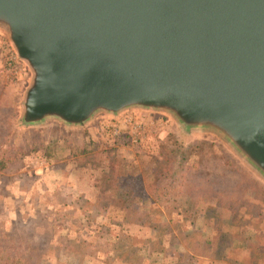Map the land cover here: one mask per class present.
<instances>
[{"label":"water","instance_id":"water-1","mask_svg":"<svg viewBox=\"0 0 264 264\" xmlns=\"http://www.w3.org/2000/svg\"><path fill=\"white\" fill-rule=\"evenodd\" d=\"M0 27L30 73L17 126L165 112L264 181V0H0Z\"/></svg>","mask_w":264,"mask_h":264},{"label":"rangeland","instance_id":"rangeland-1","mask_svg":"<svg viewBox=\"0 0 264 264\" xmlns=\"http://www.w3.org/2000/svg\"><path fill=\"white\" fill-rule=\"evenodd\" d=\"M11 54L16 56L0 27V150L6 141L16 152L13 155L17 154L13 167L0 172V223L8 229L16 222L36 220L37 232L48 238L38 264H158L160 260L164 264H264V181L217 134L181 131L169 114L141 109L117 117L98 115L81 128L54 121L19 127L16 120L30 73ZM8 120H14L11 135L6 131ZM112 127L128 138L117 141ZM131 131L138 134L137 143H131ZM170 133L187 143L213 144L217 156L235 163L239 171H228L230 167L222 163L221 187L210 177L200 178L197 183L189 182V190L180 186L158 203L162 210L159 224L178 220L168 233L158 235L133 224L110 225L111 232L100 240L103 208L116 199L127 200L135 209L152 208L143 187L165 166L156 149L158 141ZM114 152L129 165L132 177L128 182L135 190L106 178ZM194 162L195 158L189 161ZM213 187L225 192L214 193ZM88 199L94 207L85 204ZM88 208L92 217L85 211ZM187 210L194 212L184 213ZM46 221L49 230L43 232ZM20 235L26 238L23 231ZM120 243L128 253L122 259H110L120 251ZM107 248L110 252L104 254ZM20 251L25 256L24 248ZM144 251L150 263L143 260Z\"/></svg>","mask_w":264,"mask_h":264},{"label":"trees","instance_id":"trees-1","mask_svg":"<svg viewBox=\"0 0 264 264\" xmlns=\"http://www.w3.org/2000/svg\"><path fill=\"white\" fill-rule=\"evenodd\" d=\"M9 121V120H8ZM7 135L14 133V120L7 122ZM116 140L128 138L126 134H120L115 136ZM127 142V141H126ZM2 144L4 148L0 150V172L9 170L13 167V162L16 159V153L13 146L4 141ZM215 147L213 144L205 142L187 143L178 139L174 134H167L163 139H160L157 144L156 156L165 161V166L156 170L152 176V179L143 187L148 198L152 202V208L150 210H139L132 208L128 201L125 199H116L109 207L103 208V222L98 227L99 239L103 240L106 232H111L110 225L116 227L123 226L124 224H133L141 227H146L151 230V233H168L170 231V225L177 224L178 220H171L166 224H159L158 220L162 217L161 209L158 207V203H162L172 191L180 186H186L189 190L192 188L189 184L190 181L197 183L200 178L210 177V181L216 186L221 187V176L224 172L222 163L230 168L228 171L238 172L237 165L232 161H225L217 156ZM19 155V154H18ZM191 158H195L194 164H190ZM129 165L123 160V156L118 152L111 153L109 160V171L106 173L107 179H112L117 182L120 187L127 185L132 190H135L132 183L128 182V179L132 177ZM226 171V170H225ZM189 172V173H187ZM230 173V172H229ZM212 192H225L221 188H212ZM225 194V193H223ZM75 201V200H74ZM88 201V202H87ZM85 204H89L94 207L92 199H88ZM187 207L189 201H186ZM90 207V206H88ZM196 206L193 207L195 210ZM173 209H177L173 206ZM212 209L211 207L208 210ZM189 210V209H188ZM186 212L193 213L194 210ZM88 213L89 208L85 210ZM188 214V213H187ZM92 217V214H89ZM41 220V219H40ZM43 221V219L41 220ZM45 226H41L43 232L49 230L48 221L45 222ZM36 220L29 218L22 222L13 223V226L8 229L4 224L0 223V264H38L42 258L44 251V244L47 245L48 238H45L42 234L38 233V226L34 227ZM110 227V228H109ZM176 228H178L176 226ZM23 231L26 234V238H22L20 232ZM171 235H174L173 233ZM162 240V236L159 239ZM160 241V242H161ZM119 244V240L115 242ZM118 252H114L110 259H116L117 257L122 259L126 253H128L125 244L120 243ZM24 248L25 256H22L21 249ZM109 251L104 250V254H109ZM114 251V250H113Z\"/></svg>","mask_w":264,"mask_h":264},{"label":"built area","instance_id":"built-area-1","mask_svg":"<svg viewBox=\"0 0 264 264\" xmlns=\"http://www.w3.org/2000/svg\"><path fill=\"white\" fill-rule=\"evenodd\" d=\"M12 58L15 59L16 56L11 54V59ZM9 65H11V64H9ZM111 133L114 136H117V135H119V129L112 127L111 128ZM137 135H138L137 133H135L134 131H131L130 136H129L131 143H137Z\"/></svg>","mask_w":264,"mask_h":264},{"label":"crops","instance_id":"crops-1","mask_svg":"<svg viewBox=\"0 0 264 264\" xmlns=\"http://www.w3.org/2000/svg\"><path fill=\"white\" fill-rule=\"evenodd\" d=\"M75 185H78V184L75 183ZM183 253H184V252H183ZM142 255H143V260H146V261L149 262V263L152 261V260H150L151 258H149L150 255H149V253H148L147 251H144ZM158 264H164V263H163V260H160Z\"/></svg>","mask_w":264,"mask_h":264}]
</instances>
